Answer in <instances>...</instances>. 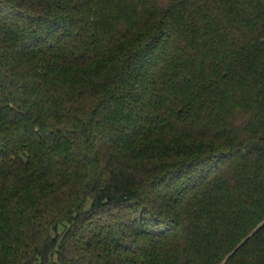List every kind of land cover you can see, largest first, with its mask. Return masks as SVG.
I'll return each mask as SVG.
<instances>
[{
  "label": "trees",
  "instance_id": "16d2710c",
  "mask_svg": "<svg viewBox=\"0 0 264 264\" xmlns=\"http://www.w3.org/2000/svg\"><path fill=\"white\" fill-rule=\"evenodd\" d=\"M0 264H264V0H0Z\"/></svg>",
  "mask_w": 264,
  "mask_h": 264
}]
</instances>
